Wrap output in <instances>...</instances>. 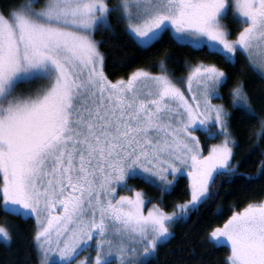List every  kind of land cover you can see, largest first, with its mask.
I'll return each mask as SVG.
<instances>
[{
    "label": "snow or ice",
    "instance_id": "1",
    "mask_svg": "<svg viewBox=\"0 0 264 264\" xmlns=\"http://www.w3.org/2000/svg\"><path fill=\"white\" fill-rule=\"evenodd\" d=\"M112 19L141 50L167 36L220 63L198 59L174 77L162 58L159 71L141 66L110 79L94 33L112 32ZM226 67L264 82V0L0 5V212L34 220L38 264H72L86 249L95 255L76 264H147L172 226L214 195L217 177H264V151L253 175L233 162L234 112L259 125L251 131L259 143L264 107L257 112L244 80ZM198 132L220 137L206 154ZM185 174L189 198L172 211L147 206L143 189L129 184L139 179L170 195ZM0 235L11 240L3 225ZM206 242L225 249L223 264H264V192L232 207Z\"/></svg>",
    "mask_w": 264,
    "mask_h": 264
},
{
    "label": "trees",
    "instance_id": "2",
    "mask_svg": "<svg viewBox=\"0 0 264 264\" xmlns=\"http://www.w3.org/2000/svg\"><path fill=\"white\" fill-rule=\"evenodd\" d=\"M8 0H0V5H6ZM113 31L94 33L97 40L102 41L100 48L106 53L105 71L110 79L126 76L136 67H147L155 72L159 71L158 62L163 58L165 65L174 77L186 74V63H194L198 59H210L220 63L216 57H206L203 52H197L187 47H181L165 39L148 50H141L127 37L122 23L112 19ZM224 23L233 32L236 25L230 18ZM223 66V65H222ZM239 69V65H237ZM230 76H237L244 80L245 87L252 96V102L257 111L264 107V82H261L251 71L239 72L226 67ZM233 80H229L227 87H231ZM22 89H26L21 86ZM226 88H221L225 93ZM227 103V100L224 101ZM231 109V105H228ZM231 127L236 135L237 147L234 148L233 162H239L238 173L253 175L264 151V141L257 143L251 136V131L259 127L255 121L241 119L240 113L234 112ZM201 138L204 152L212 143L218 142L220 137L209 139L203 132L197 133ZM133 187L143 189L147 206L159 202L166 211H172L175 203L189 198L186 176H179L175 190L170 194L161 193L152 186L144 184L139 179L129 180ZM214 195L198 209L189 212L186 220L172 226L169 239L160 244L155 256L147 264H223L224 248H214L206 242L210 229L221 224L231 213L232 207H242L248 199H256L264 192V177L245 183L243 177L226 182L224 177H217L212 184ZM223 209L222 215H217V208ZM147 210V208L145 209ZM0 225L6 227L11 234L8 242L0 241V264H38V255L32 241L34 220L23 219L18 215L0 212Z\"/></svg>",
    "mask_w": 264,
    "mask_h": 264
},
{
    "label": "rangeland",
    "instance_id": "3",
    "mask_svg": "<svg viewBox=\"0 0 264 264\" xmlns=\"http://www.w3.org/2000/svg\"><path fill=\"white\" fill-rule=\"evenodd\" d=\"M38 83H40V82H36V83H34L33 85H31V87H36V85L38 84ZM23 87H25L26 89L29 87V86H27V85H22ZM214 102H218V101H214ZM257 112H259V111H257ZM201 146H202V144H201ZM202 150H203V147H202ZM204 151V150H203ZM206 154V153H205ZM184 176H186V174L184 175ZM179 177V176H178ZM128 194H131V193H128ZM169 239V238H168ZM167 239V240H168ZM0 241H4V242H8V241H5L4 240V238L2 237V235H0ZM162 244V243H161ZM95 255V253L93 252V251H91L90 249H86L84 252H81L78 256H76L75 257V259H73L72 260V264H76V261L77 260H80V259H82V258H85V257H90V256H94ZM113 264H116V261L115 260H113Z\"/></svg>",
    "mask_w": 264,
    "mask_h": 264
}]
</instances>
